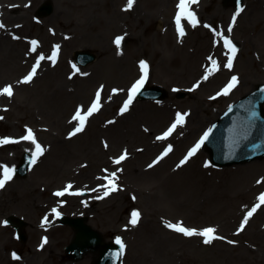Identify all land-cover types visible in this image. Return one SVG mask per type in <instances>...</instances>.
<instances>
[{
    "label": "rangeland",
    "instance_id": "1",
    "mask_svg": "<svg viewBox=\"0 0 264 264\" xmlns=\"http://www.w3.org/2000/svg\"><path fill=\"white\" fill-rule=\"evenodd\" d=\"M44 2L0 0V23L5 26L0 28V37L8 41L0 51V89L13 88L11 97L0 95V140L16 142L0 144V172L5 166L14 169L24 151H35L31 141L21 139L27 129L44 150L26 176L12 173L0 189V264L92 263L95 253L75 262L66 257L64 247L73 232L52 223L53 209L71 217L85 216L107 240L119 238L125 246L123 264H264V205L239 230L247 212L264 194V158L215 168L199 149L180 165L216 114L264 83V33L260 31L264 0H243L230 34L228 28L237 12L234 7L224 0H198L191 9L198 23L183 28V36L174 34L175 26H169V36L167 28L159 27L157 19L164 18L159 0H134L129 10H125L127 0H51L52 8L62 3L67 12L58 19L52 18V12L36 17ZM177 3L171 0L168 20L176 13ZM12 9L16 11L11 16L20 15V19L9 18ZM111 10L121 17L109 18ZM89 17L108 23L84 40V21ZM69 21L73 24L68 25ZM217 32L238 48L231 69L224 67L229 53ZM116 37H123L119 48ZM33 40L35 51H31ZM102 46L107 47L104 52ZM54 48L53 63L48 57ZM9 49L13 55H6ZM77 50H89L96 59L79 68L72 61ZM40 56L45 58L39 61L34 78L22 83ZM209 57L216 60L217 70L204 80L211 68ZM142 60L148 65L146 85H159L168 95L162 101L134 98L121 114L128 90L142 75ZM86 75L90 82L82 101L56 94L55 115L67 120L78 107L86 110L98 90L100 107L88 117L83 131L69 136L77 124L73 122L59 133L41 114L39 98H47L68 83L77 88L78 79ZM233 76L237 85L227 95H218ZM37 92L39 96H33ZM200 106L197 119L192 118ZM177 113H187L184 123L166 139L157 140ZM58 133L63 146L50 141L49 136ZM169 145L171 151L153 164ZM125 152L127 158L115 163ZM110 178L117 190L104 196ZM68 185L73 195H55ZM133 212L140 214L135 225L130 223ZM10 214L26 222L24 244L2 223ZM178 222L197 231L212 227L223 239L206 245L200 236L164 233H172L166 224Z\"/></svg>",
    "mask_w": 264,
    "mask_h": 264
},
{
    "label": "snow or ice",
    "instance_id": "2",
    "mask_svg": "<svg viewBox=\"0 0 264 264\" xmlns=\"http://www.w3.org/2000/svg\"><path fill=\"white\" fill-rule=\"evenodd\" d=\"M197 2H198V0H178L177 13L175 16V24L177 27L178 35H180V36L184 35V30H183V27L181 24L182 19H186L190 24H192L193 27H195L196 24L198 23L195 13L191 10V5H194ZM133 3H134V0H127V5H126L125 10L131 9L133 6ZM240 11H242V9L238 7L236 14L233 15V17H232V24H230L229 28H228L229 34L232 31V26L235 24L236 17H237V15H239ZM4 27H5L4 24L0 23V28H4ZM205 27H208V25H205ZM216 35L219 36L223 40V45H224L225 49L227 50V52L229 53L228 57H227V63L224 65V67L231 69L233 66V60L236 56L238 48L230 38L225 37L223 34H221L219 32H217ZM14 38H16V37H14ZM122 39H123V37H116V39L114 40V43L117 45L118 48L121 44ZM31 43H32L31 51H35L37 42L35 40H33ZM56 47L58 48V46H56ZM44 58L45 57H43V56H40L38 58L37 63L33 65L32 70L21 81L22 83H29L33 79L34 75L36 74V69L39 66V61L44 59ZM55 58H56V49L54 48L52 55L50 57H48V59L52 60L54 63ZM209 60L211 62V68L209 70H206V74L203 77L204 80H207L208 76L212 72L217 70L216 60L212 59L211 57H209ZM139 66H140L142 75H141L140 79L137 80L132 85V87L128 90V99L124 102V105L120 109L121 114L128 111L129 105L132 103L134 97L141 90L142 86L144 85L145 80L147 79V75H148L147 63L142 60V61H140ZM236 84H237V77L233 76L231 78V81L229 82V84L223 89L222 93H218V95L219 94L227 95L228 92L233 87L236 86ZM198 86H199L198 84L194 85L193 89H189V91L194 90ZM113 91L115 92L116 90L114 89ZM174 91H175V89H174ZM0 95H6L8 97H11L13 95L12 86L8 85V86H5L2 89H0ZM99 107H100V91L98 90L96 93L95 99L93 100L92 104L87 108L86 112H83L82 108H80V107H78L76 109V112L73 115L72 119L74 121H77L78 124H77V127L71 133H69V136H74L78 132L83 131L88 117L93 115V113H95L99 109ZM186 115H187V113H183V114L177 113L174 123H172V125L167 129V131H165L161 136H157L156 139L157 140H163V139H166L168 136H170L173 133V131L177 128V126L182 125L184 123V118ZM109 123H111V121ZM208 136H209V133L205 132V134L201 137L200 141L192 149H190L189 152L187 153V155L184 157V159H182L180 161V165H183L184 163H186L188 161V159L196 153V151L200 148V146L204 143V141L208 139ZM21 139L26 140V141H31L35 145V151L32 153V160H31V163L35 164L37 158L43 154L44 150H43L42 146L36 142V139H35L34 134H33L31 129H27L26 135H24ZM10 142H13V141H10L8 139L0 140V144H6V143H10ZM105 146L107 147V145H105ZM169 151H171V145H169V147L165 149L164 153H162L161 156L158 157L156 161H153V164L157 163L160 159L163 158V156L167 155ZM126 158H127V153L125 152L124 154H121L118 159L115 160V163L119 164L121 161L125 160ZM180 165H178V167ZM152 166L153 165H149V167H152ZM12 173H13V169L8 168L6 166L2 168V172H0V189H2L5 186V183L12 178ZM112 176L114 177L115 173H113ZM70 187H71V185L66 186L64 191H58L55 193V195H57V196L64 195L65 192H67L68 188H70ZM104 187L106 188V191L103 193L104 196H108L110 192H114L117 190L116 185L114 183V180L111 178L108 179V182ZM258 200H259V203L256 204L255 206H253L252 209L250 211H248L247 214L245 215L244 220L242 221L239 230H243L245 224L248 222L249 218L257 210V208H259L261 205H264V194H261V196L258 198ZM53 213H55L56 215H59V213H57L55 209H53ZM139 215H140L139 212H133L132 219L130 220V223L135 225L139 219ZM45 222H47V218H45ZM165 226L167 228L177 232V233L183 234L185 237L200 236L203 238V243L206 245L211 244L216 239H223V237H219V236L215 235L216 229H214L212 227H207L201 231H197L196 229H190V228L183 226L182 223H180V222L175 223V224L168 223ZM44 242L46 243V240ZM116 243L119 244V246H120V251L117 255H123L124 247H125L123 242L119 238H117ZM229 243H234V242L229 241ZM14 258H16V257L14 256Z\"/></svg>",
    "mask_w": 264,
    "mask_h": 264
},
{
    "label": "water",
    "instance_id": "3",
    "mask_svg": "<svg viewBox=\"0 0 264 264\" xmlns=\"http://www.w3.org/2000/svg\"><path fill=\"white\" fill-rule=\"evenodd\" d=\"M231 3H236L239 0H228ZM50 11V7H42L40 14L44 15ZM77 59L85 64L89 62L93 56L77 53ZM157 88L145 90L143 93L146 97H158L163 98V94L159 92ZM264 103V95L262 90L256 91L252 96L244 99L241 103L229 110L223 118L218 122L217 129L213 131L209 136H215L222 131H225V140L228 142L230 137L241 134L240 137L242 141L236 140L241 146V150L238 154H229L225 153V144L219 140V143L216 140L211 141L212 155L214 158L215 164H229L237 162H245L256 157L264 156V109L262 104ZM208 146V145H207ZM209 147V146H208ZM210 149V147H209ZM222 159H225L227 162H220ZM64 222V221H63ZM21 228V226H20ZM24 238V236L22 235ZM90 237V238H88ZM86 241L87 247L83 252L72 255L74 258H79L82 256V253L87 250H99V256H102L107 245L103 244L100 237H95L87 229H83L82 232L77 231L74 243L70 246L69 250H72L75 245H82ZM115 250L114 248H112ZM102 260V259H101ZM98 262V261H97ZM96 262V264H97Z\"/></svg>",
    "mask_w": 264,
    "mask_h": 264
},
{
    "label": "bare ground",
    "instance_id": "4",
    "mask_svg": "<svg viewBox=\"0 0 264 264\" xmlns=\"http://www.w3.org/2000/svg\"><path fill=\"white\" fill-rule=\"evenodd\" d=\"M47 2H51V0H45ZM113 1V0H112ZM159 4L163 6V9L161 10V15L164 16L163 19H157V23L159 25V27L161 26H164L165 28H167L166 30V33H167V36H169L168 34L170 33V28L169 26H172L173 25V19H170L168 20L167 19V12L170 8V5H171V0H159ZM160 8V7H159ZM165 9V10H164ZM15 12L16 9H12L10 10V13H9V18L11 20H14V19H20V15H16L14 17L11 16V12ZM66 10L64 8V5L61 3L60 5H58V7H53V10H52V18L53 19H58L60 17H64L65 14H66ZM216 13L222 15V11L220 9H217L216 10ZM111 17L112 20H115L116 18H119L121 17V13H117L115 10H111L109 11V18ZM154 21V20H153ZM102 22V23H101ZM86 27H87V32H85L83 34V37H84V40L87 39V37L95 30H97V28L99 27V25H102L103 23H108V21L106 22H103L102 20H100L99 18H95V17H89L87 18L86 21H84ZM68 25H72L73 23L72 22H67ZM261 33H264V27H261ZM160 30V29H159ZM8 44V41L7 39H5L4 37H0V51H3V47H6ZM107 49L106 46H102L101 48V51H105ZM6 55H13V49H9V51L6 53ZM6 58V57H5ZM5 58L2 59V61L5 60ZM1 61V62H2ZM96 69V68H95ZM81 79V82L80 83H77L78 86L77 88L75 87V83H68L66 85V87L64 86V89H57L55 91H52L51 93H49L48 97L46 98L44 95H42L40 98H39V103L41 105V114L43 116H45L47 119H49V123H50V126L51 127H54L56 128V130L60 131L62 129H64L65 127L68 126V124L71 122L69 120V118L67 120H62L61 117H57L55 115V107H56V102H53V98H55L56 94H59V96H63L65 98H68L70 101L72 100H75V101H79L81 102L82 101V98L84 95L87 94V84L88 82H90V77L87 75L85 76V78H79L78 80ZM82 83H84L83 85H81ZM33 96H39V93H35L33 94ZM60 103H63V102H59ZM65 105V103H63ZM199 110H202L201 106L198 108V110L196 111L195 113V116H192L195 117V119H197L196 117L198 116V111ZM194 115V114H193ZM217 116V114H216ZM194 119V120H195ZM72 122H74V120L72 119ZM59 133L55 136L54 138L53 137H50V141L53 142V143H56V145L58 146H63L64 145V140L61 141L59 139ZM147 153V151L145 152ZM165 234H167L168 236L170 237H173V236H177L176 234H173L174 232L170 233V232H164ZM258 235L259 234H262V233H258L256 232Z\"/></svg>",
    "mask_w": 264,
    "mask_h": 264
}]
</instances>
